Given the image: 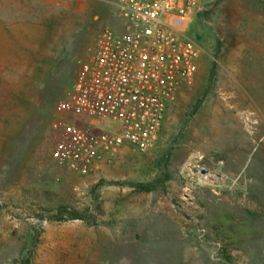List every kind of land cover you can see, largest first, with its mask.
<instances>
[{
	"label": "rangeland",
	"instance_id": "374dc122",
	"mask_svg": "<svg viewBox=\"0 0 264 264\" xmlns=\"http://www.w3.org/2000/svg\"><path fill=\"white\" fill-rule=\"evenodd\" d=\"M109 2L0 0V264H264V112L243 86L259 85L264 30L227 19L240 0H201L186 26L202 50L196 75L152 149L123 146L85 174L51 158L66 124L101 126L46 100L115 24ZM232 27L234 48L229 36L219 48ZM60 205L88 219L57 221Z\"/></svg>",
	"mask_w": 264,
	"mask_h": 264
},
{
	"label": "built area",
	"instance_id": "2783aa9c",
	"mask_svg": "<svg viewBox=\"0 0 264 264\" xmlns=\"http://www.w3.org/2000/svg\"><path fill=\"white\" fill-rule=\"evenodd\" d=\"M115 24L102 27L59 112L94 117L115 129L76 121L59 133L51 158L79 174L123 146L152 149L166 109L195 78L202 50L186 30L201 0H110Z\"/></svg>",
	"mask_w": 264,
	"mask_h": 264
},
{
	"label": "trees",
	"instance_id": "16d2710c",
	"mask_svg": "<svg viewBox=\"0 0 264 264\" xmlns=\"http://www.w3.org/2000/svg\"><path fill=\"white\" fill-rule=\"evenodd\" d=\"M240 2H241L240 5L241 12L235 9L232 14V11L227 9L225 11L227 19L234 17L233 22L234 21H238V22L241 21L244 23L249 22V24H251L252 26L253 24L258 26L257 31H263L264 30V0H240ZM235 31H238V29L236 28L233 29V27L230 28L229 30L230 33L227 32V34L225 35V40L223 39V41H220L219 48H222V46H224V44L226 43V37L228 36L230 37L229 46L230 48H234L236 36H237ZM216 34L218 35L219 38L222 37V30L219 25L216 27ZM189 35L195 40L194 33H189ZM249 65L251 68L252 63H250ZM258 67L260 68V75L257 79L259 85H252V84L250 85L248 83H244L243 86L245 87V90L248 93V95L252 98V101L255 103V105L257 107H260V109H263L264 112V99H263L264 98V61H262V64H258ZM76 71L77 69L73 72L72 76H69V73L66 74L65 72H63L60 75H57L55 82H53L50 85L49 90L47 91L48 99L46 100V107L48 109L50 108V110H52L53 108L55 113L58 111L59 104L65 101L64 99L67 98L71 92V86ZM63 90L66 91V94L64 95V97L59 99L57 95L60 96ZM165 176H166L165 181H167L169 177L168 175ZM152 189H153V185L138 186V190L144 192H150ZM57 210H58L57 216L54 217L57 221H70V220L86 221L88 219L83 213L71 207L60 205V207H58ZM248 215L251 216V218L253 219H256L257 218L256 216H258L257 214H253V212H249ZM24 264H29V260L27 259L24 262Z\"/></svg>",
	"mask_w": 264,
	"mask_h": 264
},
{
	"label": "water",
	"instance_id": "95a60500",
	"mask_svg": "<svg viewBox=\"0 0 264 264\" xmlns=\"http://www.w3.org/2000/svg\"><path fill=\"white\" fill-rule=\"evenodd\" d=\"M201 172H202V173H206L207 170H206V169H201ZM37 236H38V234L36 233V234H35V237H34V243H35V241H36V239H37Z\"/></svg>",
	"mask_w": 264,
	"mask_h": 264
},
{
	"label": "crops",
	"instance_id": "0c3cea01",
	"mask_svg": "<svg viewBox=\"0 0 264 264\" xmlns=\"http://www.w3.org/2000/svg\"><path fill=\"white\" fill-rule=\"evenodd\" d=\"M101 126H103V122H101ZM104 127V126H103Z\"/></svg>",
	"mask_w": 264,
	"mask_h": 264
}]
</instances>
